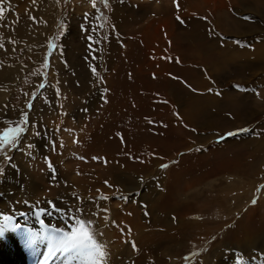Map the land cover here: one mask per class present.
Wrapping results in <instances>:
<instances>
[{
  "label": "rangeland",
  "instance_id": "374dc122",
  "mask_svg": "<svg viewBox=\"0 0 264 264\" xmlns=\"http://www.w3.org/2000/svg\"><path fill=\"white\" fill-rule=\"evenodd\" d=\"M193 1L177 0L179 10L173 0L99 5L109 17L100 35L108 39L93 60L81 30L91 28L84 13L95 15L89 0H0V116L28 111L53 38L47 82L60 93L40 90L29 112L36 127L19 149H5L11 162L0 153L6 211L29 212L37 202L47 208V201L69 215L82 208L98 234L107 209L119 226V264H234L241 256L239 264H264V63L250 66L264 42V18L236 9L251 3L264 17V0H226L220 12ZM251 29L259 32L246 34ZM35 181L58 190L49 195L51 187L42 191Z\"/></svg>",
  "mask_w": 264,
  "mask_h": 264
},
{
  "label": "snow or ice",
  "instance_id": "6c2138e0",
  "mask_svg": "<svg viewBox=\"0 0 264 264\" xmlns=\"http://www.w3.org/2000/svg\"><path fill=\"white\" fill-rule=\"evenodd\" d=\"M59 3V0H57ZM68 0H65V3H67ZM33 3H35V0H33ZM89 3L91 4V7L95 10V15L89 12L84 13V20L85 23H90L91 28H86L84 24L81 25L82 32L87 33L86 39L88 40V49H89V55H91L93 60L100 59V56L95 55V53L100 52L102 54L103 50L99 47L101 43L108 39V36H101L100 31L106 26L107 22L109 21V17L105 16L104 13L101 11V8L99 5H102L105 9L109 8V0H89ZM173 3L176 5L177 10H179V4L177 0H173ZM4 12L5 9L0 6V21L4 19ZM33 21L36 20L35 17H30ZM176 19L178 21L181 20L180 16H177ZM244 19H250V17H244ZM3 24H0V27H3ZM14 31V29H13ZM55 39H50L47 43L48 52L46 53L42 69L43 71L39 74L42 77V80L38 85L36 86V90H34L31 93V99L28 100L25 104V108L28 109V111H25L24 109H21L19 112V116L17 119H11L7 117L6 113L3 116H0V124L5 125L4 127L0 128V153H3L4 159L11 162V157L7 155L5 152V149H8L9 151L17 150L20 148L21 141L24 139L27 131L30 127L35 128L36 125L34 123L30 122L29 119V112L31 111L33 107V102L38 98V93L40 90L45 89L46 87H54L56 90V95L59 96V88L55 85H49L47 82V76H48V69L50 67V61L49 57L52 55L53 50L57 47L55 43ZM8 43H11L15 45L17 42L14 40H9ZM95 45V47H94ZM0 48H4L3 40L0 39ZM15 50V49H13ZM166 59H170L165 57ZM87 59V57H86ZM179 62L178 60L176 61ZM90 71L92 72L93 76H97V66L94 64H89ZM35 74V73H34ZM102 79V78H101ZM234 87H237L239 89V85H235ZM105 92H107V89H105ZM209 92H211V89H209ZM219 95L220 93H216ZM27 96L28 93H25ZM45 102L47 103V99L45 98ZM107 102V101H105ZM163 103H167V101H162ZM4 109H7L8 105L3 106ZM86 111V109H85ZM151 122V121H150ZM66 131H71L70 129H66ZM248 131V129H239L237 132H245ZM39 133H36L38 135ZM237 134L236 132H229L226 133V136H232ZM224 137L221 136L220 139H223ZM78 140H73V143H78ZM63 147V144L60 145ZM28 149H31L33 147L32 144L25 145ZM55 150V148H53ZM199 150V149H197ZM80 159H83V157H79ZM93 159H97L96 157H93ZM45 162L47 163L49 171L52 173L51 179L55 180V168L53 167L51 161L45 157ZM173 163H176V161H173ZM169 165L167 164H161L160 167L162 169L167 168ZM107 183V182H105ZM109 187H111L109 185ZM264 187V186H261ZM99 192V190H97ZM259 191V189H257ZM79 199V198H77ZM98 199L101 200H107L108 197L101 194ZM257 202L256 199L252 200V203L255 204ZM28 202L25 201V204ZM48 207L47 208H41L39 207V202H37V207L33 209L34 215L41 225V228L46 233L45 235H42L41 238L43 240H46L47 242V249L43 255V259L40 261V264H49V261H52L57 258H64L66 261H76L77 264H107L108 261V251L106 248V245L101 243L97 238V233L93 229V221L91 219H84L82 218L83 209L82 208H76V213H81V215H69L65 212V209L58 208L52 201H47ZM69 212L72 210L69 209ZM100 211L107 212V209H100ZM53 213H58L61 215L62 218H66L67 221H70V223L67 224V227H56V226H46L44 223V220L40 219L43 215L52 216ZM19 215L23 216L24 213H19ZM93 216L98 215L97 212L92 213ZM104 219L107 220L108 217L104 216ZM14 216L12 214H4L0 213V232H3L5 229L8 228H21V225L19 223H14ZM115 223V222H113ZM36 235V234H33ZM102 235V233H101ZM2 238V237H0ZM31 242V240L29 241ZM131 247L133 251L137 250V246L135 242H130ZM195 255V253L193 254ZM185 260L189 259V257H185ZM241 257H237V264H239Z\"/></svg>",
  "mask_w": 264,
  "mask_h": 264
},
{
  "label": "bare ground",
  "instance_id": "6f19581e",
  "mask_svg": "<svg viewBox=\"0 0 264 264\" xmlns=\"http://www.w3.org/2000/svg\"><path fill=\"white\" fill-rule=\"evenodd\" d=\"M204 1L207 2L208 5L210 4V2H211V4L215 3L214 4V12H217V10H219V12L221 10H226V7L228 6V4H227L228 1H226V0H204ZM254 1L259 2V1H263V0H252V2H254ZM236 9L240 13H247V14L251 15L252 17H254L255 19H257V21L260 18H264L263 15H262V13L260 11L256 10L257 7L256 6L254 7V5L251 4V3H242L240 6L236 7ZM259 21H261V20H259ZM255 31H257V30L251 29L248 32H246V34H250V33L252 34ZM257 32H259V31H257ZM261 32H262V30H261ZM259 40L261 41V39H259ZM252 46H253V44H252ZM254 56H255L256 60L252 61V63H251L250 66L257 67L258 65L264 63V42H261L258 45V49L255 51ZM217 61H218V59H217ZM61 132L63 133V131H61ZM35 182L39 183V185L42 186V188H43L42 191L45 190V189L47 190L48 188L51 187L49 185L47 186V184L45 183V181H35ZM73 182H74L75 186L77 184H79V185L82 186V182H84V181H73ZM91 183L92 184H96V185L97 184H100L99 181H91ZM111 185L112 186H115L117 184H111ZM4 186H5V190H6V188L9 187V184H5ZM112 189H113L112 187H110L108 189L105 188V190H107L110 194L113 193ZM56 190H58L56 186L53 187V188L51 187L50 192H49V195H53ZM44 192H46V191H44ZM44 192H40L41 193L40 195L45 194ZM2 200L4 201V191H0V206L5 209L6 203L1 202ZM116 203H117V201H115L114 198H112L111 200H109V203L108 204L112 208V211L113 212H114V209L116 207ZM43 208H45V207H43ZM112 211H111V213H113ZM4 214H6V213H4ZM15 214L17 215V220L22 221L24 227L22 228L21 232H17L13 228H8V229H5L3 232H0V237H2V238H0V264H26L24 248L21 246L22 239H23V235L24 234H31V235L36 234V235H34V236H36V242H37V245H38L36 247L38 249V254L41 257H43V253H45V251L47 249V242H46V240H43L41 238V236L43 235V233L41 232V230L39 229V227L36 224L37 223V219H36V217L34 215L33 210H31L29 212H26L25 215H23V216L19 215V212L15 213ZM104 216H106V214L104 212L100 211V213L98 215V220H97L98 221L97 228L99 230V228L101 227V224H106V228L104 229V231H102V232L100 231L97 234V238H98V240L101 243H103V244L106 245L107 251L109 253L107 264H119L120 244H119V242L118 243L116 242L118 240V238L121 239L119 237L120 235L118 234L119 226L115 222L116 221L115 219L110 218V219L105 220L104 219ZM41 217L44 218L45 221L49 225H53V226H56V227H64V228H66L67 227V224L70 223V221H67L66 218H62L61 215L58 214V213H53L52 216L43 215ZM111 217H113V215ZM97 221H96V223H97ZM113 222H115V223H113ZM101 233H102V235H101ZM105 239L107 240V242H106ZM110 241H113L114 243L112 245H110L111 244ZM50 262L51 263H49V264H77L76 261L69 262V261H66L64 258H57V259H54V260H52ZM233 263L234 264H237V262H233ZM219 264H226V263H224V262L221 261ZM248 264H251V263H248Z\"/></svg>",
  "mask_w": 264,
  "mask_h": 264
}]
</instances>
